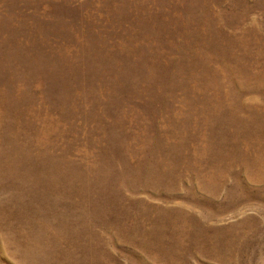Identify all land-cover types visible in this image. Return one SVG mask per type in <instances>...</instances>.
<instances>
[{"label":"rangeland","instance_id":"rangeland-1","mask_svg":"<svg viewBox=\"0 0 264 264\" xmlns=\"http://www.w3.org/2000/svg\"><path fill=\"white\" fill-rule=\"evenodd\" d=\"M0 264H264V0H0Z\"/></svg>","mask_w":264,"mask_h":264}]
</instances>
